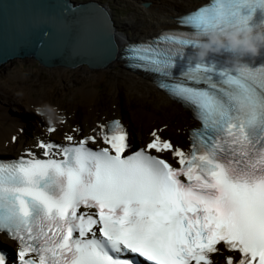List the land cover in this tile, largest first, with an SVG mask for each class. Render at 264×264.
Returning <instances> with one entry per match:
<instances>
[{
    "label": "snow or ice",
    "instance_id": "6c2138e0",
    "mask_svg": "<svg viewBox=\"0 0 264 264\" xmlns=\"http://www.w3.org/2000/svg\"><path fill=\"white\" fill-rule=\"evenodd\" d=\"M229 22L264 25V0H214L180 18L188 31L126 49L200 121L187 150L160 129L133 150L116 118L0 162V231L18 242L16 264H214L224 253L225 264H264V64L191 57Z\"/></svg>",
    "mask_w": 264,
    "mask_h": 264
},
{
    "label": "bare ground",
    "instance_id": "6f19581e",
    "mask_svg": "<svg viewBox=\"0 0 264 264\" xmlns=\"http://www.w3.org/2000/svg\"><path fill=\"white\" fill-rule=\"evenodd\" d=\"M81 1L88 0H79L77 2ZM97 1L104 4L109 9L111 15L113 14L114 8L111 0L104 2L101 0ZM120 1L134 7L133 11L125 18L120 20L114 19V27L118 31L120 45H122L125 40L132 38V34L127 33L126 29L133 30L134 38L136 36L137 38H144L156 34L162 29L174 28L176 27V16L206 0ZM145 2H151V4L141 5ZM209 58L213 60L211 57ZM51 68H54L53 70L58 72H66L67 69H70H65L66 67L63 68L61 65H56ZM84 68L86 69V74L80 76V80H82L79 91L80 97H76L80 102L79 105L77 103H71L69 105L61 104L63 98L60 96L49 95L47 92L41 95L33 94L34 89H23L20 93L27 99V105L30 107L33 105V108L31 107L33 111H36V107L43 105L45 102L55 106H57L56 104H61L71 114L67 122H78L84 131H88L91 127H94L96 122L102 120L109 112L124 113V111H127V107L131 110V115L127 119L133 126L136 125L138 127L136 130L139 131V136L142 137L146 135L143 132L145 128L152 130L156 126H162L164 127L163 132L166 135L183 141L185 134H188L187 129L194 125L188 110L181 103L173 100L168 94L157 88L150 76L142 72L130 70L122 66L118 60L113 61L105 67L96 66L92 69L85 66ZM97 84H102L103 88L98 89L96 87ZM11 93L10 85L6 88V91H0V101L6 99L9 102L3 105L2 112L0 113L1 153L13 152L24 143L28 144L27 146L34 145V135L43 137V132L40 127L32 124L31 116L28 119L29 125L28 123L22 124L23 121L18 119L22 116L24 109L11 102L9 99ZM71 99H74V97ZM107 101L116 102L118 111H112L109 108L112 103L108 105L106 104ZM78 106L84 112H81ZM15 107L19 108L17 112H15ZM35 117L38 121L43 120L46 122L44 116H37L35 114ZM9 122H14L16 128L21 124V126H25L23 132L13 135V125ZM61 126L53 135L63 130ZM16 132H18V128L15 130ZM12 136H15L17 141H13ZM7 140H9V143L6 142ZM8 256L10 255L8 254ZM215 260L217 264H223L225 262L221 256H217Z\"/></svg>",
    "mask_w": 264,
    "mask_h": 264
},
{
    "label": "water",
    "instance_id": "95a60500",
    "mask_svg": "<svg viewBox=\"0 0 264 264\" xmlns=\"http://www.w3.org/2000/svg\"><path fill=\"white\" fill-rule=\"evenodd\" d=\"M64 6L73 11L65 13ZM97 9L106 25L94 15ZM119 45L114 19L97 0H0V65L17 58L37 60L47 68L93 69L116 60L122 65Z\"/></svg>",
    "mask_w": 264,
    "mask_h": 264
},
{
    "label": "rangeland",
    "instance_id": "374dc122",
    "mask_svg": "<svg viewBox=\"0 0 264 264\" xmlns=\"http://www.w3.org/2000/svg\"><path fill=\"white\" fill-rule=\"evenodd\" d=\"M76 1H79V0H76ZM101 1L104 2L106 0H101ZM111 3L114 8V11L112 14L113 19H116V20L125 18L134 9V7L129 6L127 3L122 2L120 0H111ZM144 4L145 3L141 5L144 6ZM126 32L132 34L131 35L132 38H129V39H134L132 29H126ZM135 38H137V36ZM85 66L86 65H83L81 67L74 68V69L65 68L67 69V71L64 70L66 72H58V71L53 70L54 68H47V67L42 66L37 60H33L29 58L13 59L7 62L6 64L0 65V91H6V88L10 85V90L12 91V93L9 99L11 100L13 104L18 105L19 107L21 106L24 109L22 116H20L18 119L22 120L23 122L24 121L28 122V119L31 116L32 124L33 125L37 124L38 126H40L41 125L40 121H38L35 117L36 112L33 111L32 109L33 105H31L32 108L29 105H27L26 103L27 99L24 98L25 96L21 94L20 92L23 89H26V90L34 89L33 94L41 95L42 93L47 92L49 93V95L60 96L61 98H63L61 104L69 105L71 103H77L79 105L80 102L77 100L76 97H80L79 91H80V85L82 83L81 82L82 80H80V76H82L83 74H86V69L84 68ZM96 87L98 89L100 88L102 89L103 85L97 84ZM73 97L74 99H71ZM8 103L9 102L6 101V99H2L0 101V113L2 112L3 105L8 104ZM110 103L112 104L110 105ZM61 104H56L57 109L62 110V112L65 114H68L69 112L66 110V107H63ZM106 104L110 105L109 108L112 111H118V105L116 102L107 101ZM18 109L19 108L15 107V112H17ZM78 109L80 110L81 107L79 108L78 106ZM126 109L127 111H124V113H120V114L123 115L124 117L127 116L126 118H128V116L131 115V110L128 107ZM80 111L84 112L83 109ZM115 114H119V113L109 112V114H107L108 115L107 117L109 118L111 117V115H115ZM68 117L69 118L71 117L70 113L68 114ZM9 123L13 125L12 130L14 131L13 134H15V130L17 129L15 123L14 122H9ZM28 125H29V122H28ZM65 125H68V122ZM130 127L132 129L133 136L135 135V138L133 137V140L135 142H139L140 139L137 138V133L139 131L136 130L138 129V127L136 125L133 126L131 123H130ZM158 127L159 126H156L155 128H158ZM141 130L143 131L142 128ZM143 132H145L146 133L145 136H147L150 130L145 128ZM6 142L9 143V140H7ZM10 153H13V152H10ZM0 154H8V153L0 152Z\"/></svg>",
    "mask_w": 264,
    "mask_h": 264
},
{
    "label": "clouds",
    "instance_id": "9594fccd",
    "mask_svg": "<svg viewBox=\"0 0 264 264\" xmlns=\"http://www.w3.org/2000/svg\"><path fill=\"white\" fill-rule=\"evenodd\" d=\"M225 50L232 53L227 58L236 67L245 63L241 57L259 55L264 50V25L229 22L211 27L198 38L191 57L196 62L205 61L211 54ZM35 110L49 124L55 125L64 120L60 110L47 102L37 106Z\"/></svg>",
    "mask_w": 264,
    "mask_h": 264
}]
</instances>
